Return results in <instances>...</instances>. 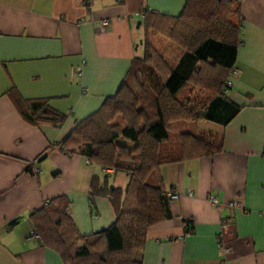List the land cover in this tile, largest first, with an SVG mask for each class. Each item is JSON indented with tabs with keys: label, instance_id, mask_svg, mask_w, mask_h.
<instances>
[{
	"label": "crops",
	"instance_id": "crops-1",
	"mask_svg": "<svg viewBox=\"0 0 264 264\" xmlns=\"http://www.w3.org/2000/svg\"><path fill=\"white\" fill-rule=\"evenodd\" d=\"M228 1L237 5L238 23L226 80L231 106L214 104L211 119L166 126L171 140L180 136L190 144L204 136L215 140L218 151L158 167L165 192L177 198L168 201L167 219L137 235L140 264H219V239L230 249L226 264H264V0ZM184 4L0 0V264H63L32 236L28 220L52 198H66L82 237L113 223L115 209L107 198L90 195V181L95 177L107 186L112 177L108 187L122 190L127 177L76 153L66 155L58 143L116 94L133 59L143 53L141 14L174 18ZM161 39L160 46H170ZM173 51L176 67L183 54ZM38 99L64 116L60 125L25 121L17 101Z\"/></svg>",
	"mask_w": 264,
	"mask_h": 264
},
{
	"label": "trees",
	"instance_id": "trees-1",
	"mask_svg": "<svg viewBox=\"0 0 264 264\" xmlns=\"http://www.w3.org/2000/svg\"><path fill=\"white\" fill-rule=\"evenodd\" d=\"M236 14L233 1L185 0L177 17L143 15V55L133 59L116 94L58 143L66 155L76 153L104 171L127 177L122 190L99 186L95 177L90 181V195L107 198L115 209L113 223L80 236L63 196L45 201L28 217L32 236L63 264H140L137 235L169 217V199L158 167L218 151L215 140L204 136L190 144L180 136L171 140L166 126L179 120L211 119L209 109L214 104L230 105L224 90L237 46ZM155 35L183 54L176 67L155 55L151 40ZM17 103L28 124L55 127L64 119L45 99ZM189 145L195 148L186 150ZM183 226L190 231L189 221Z\"/></svg>",
	"mask_w": 264,
	"mask_h": 264
},
{
	"label": "rangeland",
	"instance_id": "rangeland-1",
	"mask_svg": "<svg viewBox=\"0 0 264 264\" xmlns=\"http://www.w3.org/2000/svg\"><path fill=\"white\" fill-rule=\"evenodd\" d=\"M143 28V27H142ZM142 28L140 29V32H141V40H142ZM163 39V38H162ZM161 39V40H162ZM151 40H152V46H153V51H154V53H155V55H157L158 57H159V55L160 56H162V58L163 59H165L166 60V62L167 63H171V61H172V59L176 56V52L175 51H173L174 49L176 50V48L172 45V44H170V46L169 45H166L167 46V48H163L162 46H160L159 45V36L158 35H155V36H151ZM164 41H167V40H165V38L163 39ZM141 47H142V44H141ZM172 48H174L173 50H172ZM143 54H141L140 55V57L142 56ZM172 55V56H171ZM171 57H172V59H171ZM178 124H182V123H178ZM172 125V126H179V125ZM173 128V127H172ZM170 130V128L169 127H166V131H169ZM121 173H118L117 175L118 176H120V178L122 177V178H124L123 177V175H120ZM102 177H103V175H102ZM112 180V177H110V178H108V181H109V185L108 186H110L111 184H110V181ZM119 180V179H118Z\"/></svg>",
	"mask_w": 264,
	"mask_h": 264
},
{
	"label": "built area",
	"instance_id": "built-area-1",
	"mask_svg": "<svg viewBox=\"0 0 264 264\" xmlns=\"http://www.w3.org/2000/svg\"><path fill=\"white\" fill-rule=\"evenodd\" d=\"M142 16L143 15L141 14V17ZM101 25L103 26L104 25V22H102ZM228 88H229V83L226 82L225 83V90H224L225 93L227 91L226 89H228ZM188 195H189V193H188ZM166 196L169 198V200H175L177 198V195L174 194V193H167ZM209 202H210V204L212 206H217V202L213 198H210L209 199ZM222 226L223 225L221 224V228H223ZM33 237L35 238V236H33ZM218 241L219 242L217 243V248H218L219 256H220L219 257V264H226L225 263V259H226L227 255H228L230 249H229L228 245L225 243V241H223L221 239H219Z\"/></svg>",
	"mask_w": 264,
	"mask_h": 264
},
{
	"label": "water",
	"instance_id": "water-1",
	"mask_svg": "<svg viewBox=\"0 0 264 264\" xmlns=\"http://www.w3.org/2000/svg\"><path fill=\"white\" fill-rule=\"evenodd\" d=\"M138 25H139V22L136 23V27H138ZM109 189H111V187Z\"/></svg>",
	"mask_w": 264,
	"mask_h": 264
}]
</instances>
